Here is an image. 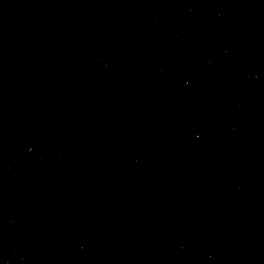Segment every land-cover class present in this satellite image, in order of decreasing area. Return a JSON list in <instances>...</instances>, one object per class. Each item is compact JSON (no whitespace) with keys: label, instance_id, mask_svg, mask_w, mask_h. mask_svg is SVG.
Masks as SVG:
<instances>
[{"label":"water","instance_id":"water-1","mask_svg":"<svg viewBox=\"0 0 264 264\" xmlns=\"http://www.w3.org/2000/svg\"><path fill=\"white\" fill-rule=\"evenodd\" d=\"M0 264H264V0H0Z\"/></svg>","mask_w":264,"mask_h":264}]
</instances>
